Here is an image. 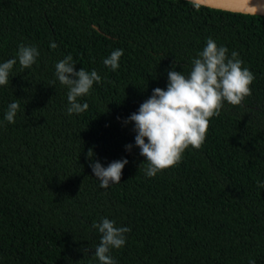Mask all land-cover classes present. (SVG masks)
Here are the masks:
<instances>
[{"label": "trees", "instance_id": "1", "mask_svg": "<svg viewBox=\"0 0 264 264\" xmlns=\"http://www.w3.org/2000/svg\"><path fill=\"white\" fill-rule=\"evenodd\" d=\"M209 37L254 74L251 95L225 102L200 149L148 177L128 117L166 90L168 71L187 76ZM20 44L39 56L0 86V264H99L91 225L103 218L131 229L116 264H264V16L182 0H0V63ZM117 49L112 71L103 60ZM68 54L101 76L71 115L55 76ZM122 159L120 182L101 188L90 163Z\"/></svg>", "mask_w": 264, "mask_h": 264}, {"label": "clouds", "instance_id": "2", "mask_svg": "<svg viewBox=\"0 0 264 264\" xmlns=\"http://www.w3.org/2000/svg\"><path fill=\"white\" fill-rule=\"evenodd\" d=\"M50 48L57 45L50 43ZM123 49L114 50L103 60L105 67L116 71L123 55ZM39 51L34 45H18L16 57L0 63V86L9 84V76L13 66L19 62L22 69H29L36 63ZM71 54L65 56L55 65V76L60 84L68 87L67 100L69 115L85 112L89 105L81 104L78 98L89 94L94 83L101 82L96 70H76ZM192 70L185 76L182 72L168 71L166 90L153 89L152 95L143 102L138 111L128 117L134 122L135 145L140 155L145 157L147 167L145 175L154 177L164 169L178 165L186 149H200L203 145L212 117L218 116L225 102L237 106L245 97L251 95L250 85L254 74L245 67L233 51L212 38L206 40V46L192 60ZM20 105L13 101L8 105L5 119L15 122ZM127 123V121H126ZM147 139V143L145 142ZM132 145H126L130 150ZM89 160L93 152L87 153ZM128 161L122 159L110 163L106 168L98 161L90 163V167L101 188H108L112 183H119L122 169ZM142 165V164H141ZM91 227L101 234L100 242L95 247L94 256L99 264H116L111 250L120 249L126 243L129 227L117 226L114 220L101 219ZM255 264V260H249Z\"/></svg>", "mask_w": 264, "mask_h": 264}, {"label": "water", "instance_id": "3", "mask_svg": "<svg viewBox=\"0 0 264 264\" xmlns=\"http://www.w3.org/2000/svg\"><path fill=\"white\" fill-rule=\"evenodd\" d=\"M206 8L238 13L243 15L264 16V0H182Z\"/></svg>", "mask_w": 264, "mask_h": 264}]
</instances>
